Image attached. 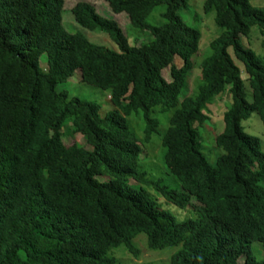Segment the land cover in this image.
<instances>
[{
  "label": "trees",
  "instance_id": "1",
  "mask_svg": "<svg viewBox=\"0 0 264 264\" xmlns=\"http://www.w3.org/2000/svg\"><path fill=\"white\" fill-rule=\"evenodd\" d=\"M97 1L130 31L90 0H0V264H119L111 250L138 257L141 235L152 251L175 246L170 264H264V150L244 125L264 124V59L243 42L253 25L264 32V8L204 0L198 12L221 31L194 72L190 0ZM66 8L78 27L64 26ZM227 88L216 131L209 104ZM141 141L162 142L166 175H150Z\"/></svg>",
  "mask_w": 264,
  "mask_h": 264
},
{
  "label": "rangeland",
  "instance_id": "2",
  "mask_svg": "<svg viewBox=\"0 0 264 264\" xmlns=\"http://www.w3.org/2000/svg\"><path fill=\"white\" fill-rule=\"evenodd\" d=\"M66 1V6L67 7H72L76 1L78 0H65ZM91 2H94L95 5L97 6V9L100 10L103 14L110 16V17H117L119 20L121 26L123 27L124 30L129 32V25L128 21H126V18L124 15H115L108 7L106 2L102 1H97V0H90ZM190 10L189 12L184 13L185 18H189L193 15L194 17V24L197 25L198 27H201V40H200V50L199 54L195 57L194 60V65L195 68L193 69L194 72L199 71V66L200 62L202 60V56L205 53H208L209 49V43L212 38L217 36L220 33V29L215 25L214 22L209 18L204 11L198 12L199 9L202 7V4L204 0H190ZM251 2L255 5H259L264 8V0H251ZM107 6V7H106ZM69 10L66 8L63 12V24L67 29H74L78 27V24L72 17V12L67 11ZM196 10V12H195ZM195 12V13H194ZM194 13V14H193ZM158 13L156 11L153 12L152 20L159 21V18H157ZM214 21V20H213ZM87 36L90 38L92 41L103 44L107 47H115L114 41L107 36L106 34H101L100 32L97 31H90L86 29L80 28ZM130 40L133 42V38H130ZM243 42L246 48H250L254 50L258 55H260L264 59V32H262L259 28L258 25H253L251 26L250 30L248 31L247 35L243 36ZM207 51V52H206ZM176 62L178 64H182L181 58L177 57ZM236 62H238L236 60ZM241 69H243V64L240 62L238 64ZM43 66L45 69L46 63H43ZM165 73V71H164ZM246 73L243 71L242 76L245 77ZM68 87L74 92L76 89H79L81 86H83L80 81H77L76 77L71 78L67 82ZM95 87V86H93ZM93 88L89 86V91H93ZM95 92L97 93L96 97L99 98L103 108L102 111H107L108 107H111L112 102L110 99V95L108 91H103L102 89L95 87ZM86 91V90H85ZM229 92L228 88L221 94H219L215 100L209 104L211 116H212V122L216 126L215 130L216 131H221L224 127V121H223V113L225 110V102L223 100L225 99L224 96L226 93ZM225 94V95H223ZM230 94L226 97V99H230ZM226 101V100H225ZM257 117V114H253L250 118L246 119L244 121V125L246 127V130L252 134L258 135L261 138L262 142V148L264 150V124L261 125L258 121L252 120L253 118ZM130 120V123L132 125V128L135 129L137 134L139 136H142L141 134V127H142V122L140 119L135 118L134 116H129L128 117ZM214 131L211 128H208L206 131L203 132V137H204V146L205 149L208 151H212L209 148L212 147V144H215V140L213 138ZM143 138V136H142ZM156 138H161L160 136H156ZM77 139L81 142H85V139L81 135H77ZM65 140H72L70 136H65ZM142 146L144 148L145 156H147V159L144 160V165L145 167L149 170L150 175L153 177L157 176H163L166 175L165 173V165L163 163V151L164 148L162 146V142L158 144H148L145 141H141ZM209 147V148H208ZM215 156L212 154V160L214 161ZM167 171V169H166ZM168 172V171H167ZM171 178H174L170 176ZM162 202H167L164 198L161 199ZM171 211L177 216L178 219H185L187 215H183L182 212L186 211L177 205L173 204L172 208H170ZM134 243L137 245L139 249L142 250L140 255L136 257L133 253H130L127 249V247L123 244L114 247L110 254L115 256L116 259L118 260V263L120 261L121 264H142L144 262H150L154 261L156 264H170V255L168 253H171L176 249L175 246H168L163 249H156L154 251L147 249L146 247V242L145 238L142 237V235L134 240ZM258 243V242H255ZM168 252V253H167ZM257 255L264 259V250L263 252L257 251ZM243 262V261H242ZM119 263V264H120Z\"/></svg>",
  "mask_w": 264,
  "mask_h": 264
}]
</instances>
